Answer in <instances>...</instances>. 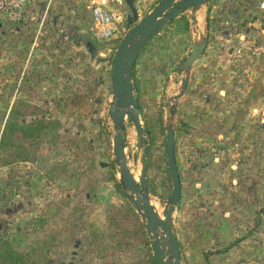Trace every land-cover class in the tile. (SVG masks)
Wrapping results in <instances>:
<instances>
[{"label": "rangeland", "instance_id": "374dc122", "mask_svg": "<svg viewBox=\"0 0 264 264\" xmlns=\"http://www.w3.org/2000/svg\"><path fill=\"white\" fill-rule=\"evenodd\" d=\"M159 1L109 0V7L117 26L127 31ZM85 4L0 0V20L14 31H1L0 112L16 103L21 121L58 118L61 126L35 140L19 139L27 154L22 160L4 165L0 152V233L27 249L68 221L77 205L82 211L75 241L63 235L52 246L62 264H104L110 256L87 252L84 236L97 232L109 243V206L134 209L117 186L114 129L107 114L118 42L92 37ZM200 37L207 38L205 51L180 71ZM182 78L189 82L176 98ZM134 80L141 124L146 121L151 129L146 176L151 203L160 213L172 189L166 126L174 129L183 184L172 213L179 264H264V0H209L196 11L185 10L148 41L136 60ZM75 94L81 102L60 112L58 101ZM123 133L126 159L138 181L142 143L127 118ZM91 160L93 171L86 169ZM56 163L70 173L86 170L85 176L55 177L49 172ZM112 164L116 179L103 181ZM89 180L96 184L92 192L86 188ZM117 256L148 260L149 236Z\"/></svg>", "mask_w": 264, "mask_h": 264}, {"label": "water", "instance_id": "95a60500", "mask_svg": "<svg viewBox=\"0 0 264 264\" xmlns=\"http://www.w3.org/2000/svg\"><path fill=\"white\" fill-rule=\"evenodd\" d=\"M208 1L160 0L119 39L110 63V88L113 99L107 114L113 122L112 152L118 173V185L123 196L140 216L150 238L153 264H179L181 256L179 241L172 229V213L180 196V182L174 153L175 136L172 125L168 124L165 133V154L172 189L168 202L160 213L150 199V188L146 176L149 144L142 131L138 98L133 92L132 73L138 56L157 31L167 26L185 10L196 11ZM206 46V37H200L198 41H195L180 71L189 69L205 51ZM188 82V78L181 79L182 90L176 98L184 94ZM174 109L175 106H172L170 110L172 115ZM125 118L133 123L137 138L142 143L138 181L131 172L125 155L123 133Z\"/></svg>", "mask_w": 264, "mask_h": 264}, {"label": "trees", "instance_id": "16d2710c", "mask_svg": "<svg viewBox=\"0 0 264 264\" xmlns=\"http://www.w3.org/2000/svg\"><path fill=\"white\" fill-rule=\"evenodd\" d=\"M7 25L9 26L12 24H6L4 21L0 20V38L3 35L1 34L2 30L6 35H10V33L14 32L10 28L6 29ZM144 50L145 47L141 53ZM132 83L133 90H136L137 85L136 81L134 80V69L132 73ZM12 87L14 88L15 86ZM137 98L139 112L142 116V104L140 103L138 95ZM79 102H81V99L78 98L77 94H75L74 96L69 97L68 102L61 103L58 101L57 107L59 108L60 112L65 113L68 104L74 105L78 104ZM20 117L21 112L16 103L12 104L7 113L0 112V152H4L6 156L3 161L4 165L10 164L11 162L18 159L22 160V158L27 157L24 146L18 142L19 139L35 140L41 137L44 133L49 134V132H56L61 127L60 120L58 118L49 119L46 117H40L30 122H24L20 120ZM142 131L146 142L149 141L150 143L149 138L151 129L148 122L145 121V124L142 126ZM149 149L150 144L147 152V168L150 166ZM95 165V161L91 160L86 169L93 171L92 169H95ZM49 173H53V176L55 177L69 176V174L70 176L82 177L85 176L86 170L79 172L75 169L72 173H70L69 169L56 163L52 165ZM115 179L116 178L114 176L112 164L110 165V176L103 179V181ZM95 185V182L89 180L86 183L88 192H92ZM117 186L119 187L118 183ZM59 210H61V208H59ZM81 211V208H79L77 205L71 206L70 218L68 221L65 220L62 225L50 231L49 234L40 238V240L31 242L27 249L14 246V244H12L11 241L6 237L5 232L0 233V264H62L61 260L53 255L54 251L52 246H57L56 240L61 239L63 235H67L71 242L75 241V230L78 228L79 223V220L76 218V216L77 214H80ZM137 218L138 214L133 208H123L116 205H110L107 213V222L109 226V232L108 230L107 232L109 238L108 240L110 242L105 243V238L102 235L97 232H92L90 235L86 234L84 236L85 241L83 246L89 253L98 252L100 258L109 255L110 258L105 261L104 264H153L152 256H150L146 261L138 258L120 259L119 256L113 258L115 252L121 253L125 250H132L133 242H147V233L144 230L143 223Z\"/></svg>", "mask_w": 264, "mask_h": 264}, {"label": "built area", "instance_id": "2783aa9c", "mask_svg": "<svg viewBox=\"0 0 264 264\" xmlns=\"http://www.w3.org/2000/svg\"><path fill=\"white\" fill-rule=\"evenodd\" d=\"M109 5V0H86L90 31L98 42H118L126 33V27L117 26L118 19Z\"/></svg>", "mask_w": 264, "mask_h": 264}, {"label": "flooded vegetation", "instance_id": "af4514ba", "mask_svg": "<svg viewBox=\"0 0 264 264\" xmlns=\"http://www.w3.org/2000/svg\"><path fill=\"white\" fill-rule=\"evenodd\" d=\"M175 159H176V157H175ZM176 164H177V161H176ZM177 169H178L179 182H180V196H179V200H178V203H179V202L181 201V198H182L181 195H182L183 184H182V181H181L182 172H181V170L178 168V165H177ZM199 176H200V175H198V174L196 175L197 178H199ZM178 203H177V204H178ZM177 204H176V205H177Z\"/></svg>", "mask_w": 264, "mask_h": 264}]
</instances>
